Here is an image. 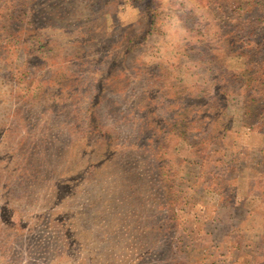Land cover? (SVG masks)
<instances>
[{"label":"trees","instance_id":"1","mask_svg":"<svg viewBox=\"0 0 264 264\" xmlns=\"http://www.w3.org/2000/svg\"><path fill=\"white\" fill-rule=\"evenodd\" d=\"M43 1L0 0V24L8 22L1 30L4 28L9 33L7 37L12 35L11 13L18 8L25 12L31 5L34 15L25 26H31L39 41L47 40V35L40 31L43 26L40 21L46 17L43 12L39 13ZM79 2H83L87 13ZM89 2L79 0L78 7L61 4L59 59L69 58L63 56L60 49L62 44L68 48L63 41L72 38L78 44L74 47V60L98 66L96 68L102 69L101 80L110 78V73L104 74L107 69L114 70L127 63L133 48L145 45L156 35L162 36L165 22L170 21V26H174V35L161 41L151 40L145 53L153 54L152 64L141 59L137 72L134 69L126 74L131 84L126 95L136 93L140 100L135 110L130 105L127 107L125 100H119L116 112L102 111L99 103L105 92L101 88L100 93H95L94 118H88L84 114L90 107L84 106L89 104L91 90L89 93L86 85H71L72 81L68 91L59 94V100L55 92L48 102L44 96L36 95L31 89L35 81L25 83L21 96L11 93L9 98L0 97V115L4 116H0V264H47L49 257H44L42 251L54 254L52 256L59 254L58 264H72L73 246L80 242L89 245V226L84 224V228L78 230L76 227H81L83 222L72 225L80 217L77 214L75 219L73 204L87 206L91 199L88 191L92 190L96 193L90 206L96 209L118 197L125 198L126 202L124 210L111 215L108 224L103 215L102 223L93 224L90 239H94L95 245L92 247L100 253L107 250L96 254L95 262L114 263L109 260L112 250L126 251L129 246L134 248L129 264H186L178 257L184 255L185 244L181 237L194 236L196 245L191 243V246L197 247L203 240L204 228L212 227L209 215L241 203L233 190L220 182L228 162L240 164L241 148H238L240 152H235V138L219 131L215 117L220 115L221 120L225 116L226 99L235 85L231 84L233 64L241 66L243 120L249 122L256 115L264 114V0H102L101 6L94 3L90 7ZM71 6L77 15L73 24L70 18L65 19ZM124 7L138 12L139 34L143 38L134 45L135 36L123 37L122 34L120 51H112L114 41H111L100 58L92 48L87 49L86 40L88 38V46L95 49L102 42L98 31H108V36L112 37L111 30L120 29L114 24L117 13ZM83 17L91 21L88 25L94 29L93 34L85 35L81 31L85 24ZM61 27L65 32H60ZM131 27L119 31L124 33ZM74 29L77 34H73ZM80 33L82 38L78 36ZM1 41V47L8 46L3 33ZM18 41L20 39L14 42ZM50 46L42 41V52L46 48L51 50ZM28 55L25 56L28 58ZM6 59L0 60V68ZM199 71L215 73L217 89L211 92H207L208 88L201 89L198 100L190 101L184 97L188 89L182 84V75ZM61 72L60 69L59 74ZM40 86L38 84L36 89ZM76 91L83 97L76 103L75 100L68 102ZM207 105L216 115L205 123ZM52 111L59 113L54 115ZM150 121L160 122V125L154 124L158 130L149 137L145 127ZM59 127L65 139L59 137ZM247 134L250 144L251 129ZM105 137L112 143H104ZM103 149L110 150L105 159L101 158ZM171 149L181 153L178 170L185 176L167 189L160 180L151 181L150 176L159 179L156 175L165 167L163 154ZM261 150L260 168L264 169V147ZM87 155L88 160L91 155L95 161L84 164ZM99 157L103 161L101 167L97 164ZM69 160L71 163H67ZM71 175L73 178L69 179ZM80 175L89 179L93 187L87 184L84 190L76 189L74 181ZM205 192L217 195V203H206ZM160 193L164 195V202L157 200ZM86 212L82 208L81 220ZM40 234L45 235L46 250L36 240ZM87 264L94 262L88 259ZM259 264H264V256Z\"/></svg>","mask_w":264,"mask_h":264},{"label":"rangeland","instance_id":"2","mask_svg":"<svg viewBox=\"0 0 264 264\" xmlns=\"http://www.w3.org/2000/svg\"><path fill=\"white\" fill-rule=\"evenodd\" d=\"M78 1L79 0L43 1V4L39 7V13L43 12L46 17L45 19H41L40 21V24L43 25L40 31L47 35V40L40 39L39 41L36 36L33 35L31 26H25L26 23L31 20V16L34 15L31 5H29V8H25V12H20L23 9L18 8L17 11L14 12V14L11 13V23L9 28L14 33H12V35H9V37H7L9 33H7L4 28L1 30L3 25H7L8 22L4 21L3 24H0V36L3 33V36L8 39V46L2 44L5 46L1 47L0 45V48L3 51L1 52L0 50V60L3 61L5 58H7L5 60V65L2 66L3 68H0L1 98L3 97L4 99V96L9 98L11 96V93L16 96L19 93L21 96V89L25 87V83L35 81L31 85V89L35 90L34 93L36 95L44 96V98L48 102L52 94L55 92L56 97L59 100V94H65L66 91H68V87L72 81L73 83H71V85H86L85 88H88L89 93L91 90V94L89 96V104L88 106H84L90 107V110L86 114H84V116L88 118H94L92 114L94 113V110L96 108L93 105V103L96 102L97 97L95 93H100L101 88H103L105 92V95H101V101L99 103L102 107V111H105L107 113L110 112V114L116 112L117 108L119 107L115 105L123 100H125V105L127 107L130 105L134 110L138 103L140 104V100L138 99L136 93H133L129 96L126 95L131 86L126 74L134 71V69L136 73L140 65V61L142 60H146L147 62L152 64L153 54L145 53L149 47V43H151V40L153 39L156 41H161L162 38H171L172 34L174 35V32H172L174 26H170V21L165 22L163 29L164 33L162 36L156 35L150 40L148 39L145 45L139 46V48H133V53H131L129 59L126 61L127 63L122 64L123 66L118 65V67L114 68V70L107 69L104 74L110 73L108 75L110 76V78L108 79L106 77L104 80H101L100 71L102 69L96 68L98 66L90 62L88 64H84L83 62L74 60L73 51L74 47L78 46V44L76 40L72 39L69 35L67 37H70L71 40H67L66 42L63 41L66 45H68V48L64 44H62V41L60 42L62 44V48L60 49L62 55L68 56L69 58L59 59V14L61 11L60 8L62 7L61 4H71L72 6L78 7ZM101 1L102 0H88V6L90 7L94 3H98V6H101ZM79 3L80 7L84 9L83 2ZM42 6H44L43 10H41ZM72 6L71 9H67L65 18H70L71 24H73L77 19V15L73 13V11L75 10L72 8ZM85 11L86 10L84 9V12ZM6 18L9 19V16H7ZM83 18L85 19V24L81 31L84 32L85 35H88L89 33L93 34L94 29L90 25H88V23L90 24L91 21L89 19H86V17ZM49 19L50 22L48 23ZM115 20L117 21V23L114 24V26H119L120 31L128 29L131 26L133 27H131L127 32L124 33H121L119 30H111L114 34L112 37L108 36V31L101 33L97 30L98 33L101 34L102 42H100L95 49L94 46L89 47V39L87 38L86 40L87 49L92 48L93 52L96 53V55L98 53V56L100 58L106 51L105 48L109 46V42L111 41H114L111 46L112 51H120L123 43L122 40H119V38L122 34L123 37L135 36L134 45H138V41L143 38V35L139 34L141 32V27L139 25L138 12H136V10L128 9L126 7L120 8ZM75 28L77 27L75 26ZM87 29L88 32H85V30ZM62 31L65 32V29L61 27L60 32ZM81 33L78 34L79 38L83 37ZM73 34H77V31L75 29L73 31ZM15 35L18 36V39L15 37ZM28 37L30 40H28ZM19 39L20 41L14 42ZM42 41H46L48 44H50L51 50L49 48H46L44 49L45 52L43 53L41 50ZM1 43L2 41L0 42V44ZM27 54H29L28 58L25 56ZM84 60H87V58L84 57ZM104 61H106V59H104ZM91 62H94V60ZM127 64L130 65L126 67ZM240 67L241 66L238 64H233V73L231 74L233 78L231 84L235 85L231 87L230 95L226 99L228 102L225 106V116H223L221 120L220 115L218 117L216 116L215 120L218 123L216 125H220L219 131L222 134H225L227 136L233 135V137L235 138V152H240L238 148H241L242 154L240 158V164L237 166V164L228 162L227 165L223 168L222 176L220 178V182H222L223 186H227L231 190H233V193H235L236 196L239 197V201L241 203L238 207H227L223 209L222 212L221 210H219L220 212H213L211 215H209V219L213 220L212 227L204 228L202 232L203 240L202 242H199V245L197 247L191 246V243L195 244L196 241L194 236L181 237V241L185 244L184 255H178V257L180 260H184L186 264H259L261 258L264 256V169L260 168V161L263 157L261 149L262 147H264V114L256 115L255 117L250 119L251 121L249 122L243 120L244 91L239 86L243 82V78L240 77ZM60 69L62 70V72L59 74ZM3 71H5V73ZM227 75L228 74L226 73V76ZM220 76L222 77V75ZM222 79L226 81L225 77H223ZM215 81L216 75L215 73L213 75V73L211 72L199 71L182 75V84L184 87H186V89H188L187 93L184 92V97L186 99H190V101L198 100L200 96L199 92L201 91V89L205 90V88H208L207 92H211L217 89V87L215 88ZM38 84H40L41 86L36 89ZM32 86H34V88ZM78 92L79 91L73 92L70 96V99H68L67 101L72 102L75 100L76 103L77 99L83 97L79 95ZM33 95L34 94H32L31 97ZM209 95H212V93ZM5 100L8 101V99ZM206 108L208 116L205 120V123L216 115V111L210 109L209 105H207ZM3 110H5V108H3ZM57 113H59V111H52V114L54 115H57ZM65 115L70 116L71 114L65 113ZM0 116L4 117L2 115ZM4 119H6V117ZM154 124L160 125V122H154ZM154 124L150 121L149 124L147 123V126L145 127V133L149 135V137L152 135H156L155 133L158 130V128ZM62 126L65 127L64 123L62 124ZM94 127L95 126H93L91 130L89 129V132L92 131ZM250 129L252 134L249 138L250 144H248L249 142L247 143V131H249ZM62 133V129L61 127H59V137L64 138ZM111 141L112 140L109 137L104 138V143H112ZM61 143L64 145L67 144L64 142ZM148 149L151 153H154L151 147H149ZM159 152L163 153L162 151ZM109 153L110 150L103 149L101 158L105 159ZM153 156L156 155L153 154ZM163 156L164 157H162V163L165 167H162L160 175L159 172L156 175L159 179H156L153 175H151L150 177H153L151 181L154 182L160 180V184L163 187L171 189L175 186L179 178L183 176V174H181L178 170L179 163H181V153L179 151H173L171 149L167 153L163 154ZM101 158H98L99 162L97 164L100 165L99 167H101L103 164ZM84 159L86 160L84 164L95 161V159L91 155L89 160L88 155ZM67 163H71V160H69ZM235 163H237V161ZM187 170L188 169L186 168L185 173L187 172ZM72 178L73 175L69 177V179ZM74 183L76 189L78 190H84L87 184H91L90 187H93L91 181L85 178V176L83 175H80L79 178L75 179ZM93 183L95 184L94 181ZM222 190L223 188L221 189V191ZM88 193H90V198L92 199L93 197H95L96 190L88 191ZM163 197V193H160L159 197H157V200L159 202H164L165 199ZM204 198L205 202L208 204H216L219 199V197H217V195L212 192H205ZM91 199L88 202V205L85 207H80V203L78 204L76 202H74L73 204L75 219L77 214L81 217L82 208L83 211H87L86 213L82 214V220L79 217L76 222L73 221L72 225H75L78 221L83 222L81 227H76L78 230L84 228V224L86 226H89V231H87L89 245H86L85 242H80L78 245L73 246V250L75 252L72 253V256L70 258V262L72 264H87L88 259H92L94 264L102 263L95 262L94 256L98 253L104 254L107 252V250H103L100 253L98 250H96V248L92 247V245H95L94 239H90V233L92 228L94 227L93 224L96 222L99 224L102 223L103 221L101 220H104V218L106 223L108 224L110 222L111 215H116L120 211H123L124 205L126 204V202L124 201L125 198L118 197L117 200L108 204H103V207L96 209L95 207L90 206ZM109 205L121 206V208H111V206ZM102 215L104 218H102ZM38 236L39 237L36 238L38 245L46 250V242L43 239L45 235L40 234ZM124 247L125 246H123V248ZM126 247L128 248V250L126 251H123L121 249L112 250L113 254H111L109 260L114 261V263L111 264L130 263V260H132L130 258V253L134 251V248H129V246ZM68 252H71V249ZM42 254L44 257H49V261L47 264H58L59 254L52 256L54 254L45 251H42ZM61 259L63 260L62 257ZM108 264H110L109 261Z\"/></svg>","mask_w":264,"mask_h":264}]
</instances>
